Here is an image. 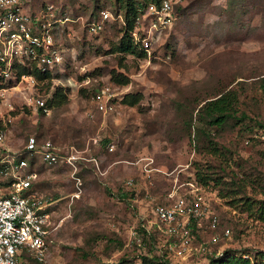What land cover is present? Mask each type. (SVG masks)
<instances>
[{
	"label": "rangeland",
	"instance_id": "1",
	"mask_svg": "<svg viewBox=\"0 0 264 264\" xmlns=\"http://www.w3.org/2000/svg\"><path fill=\"white\" fill-rule=\"evenodd\" d=\"M24 3L30 10L52 3L69 18L55 28L62 57L48 77L33 75L31 83L0 75L6 83L0 87L4 143L23 151L34 136L49 139L61 154L85 158L74 168L24 153L36 172L35 188L53 202L44 259L24 254L21 264H140L141 254L165 249L170 264H203L224 250L252 257L264 249V220L246 200L264 199V0H179L145 56L115 50L125 25L119 0ZM101 11L108 18L92 32L89 23ZM113 73L128 81L118 82ZM107 87L112 108L104 112L94 95ZM56 90L65 95L63 102ZM229 90L238 97L234 117L203 128L217 142L219 152L213 153L198 131V110ZM126 93L139 98L129 104ZM30 97L43 98L47 109L34 107ZM196 166L214 176L207 184L197 180L200 193L219 228L231 232L208 243L204 224L193 244L204 243L206 250L180 257L167 248L153 208L175 180L196 179ZM142 228L152 235L143 239Z\"/></svg>",
	"mask_w": 264,
	"mask_h": 264
},
{
	"label": "built area",
	"instance_id": "2",
	"mask_svg": "<svg viewBox=\"0 0 264 264\" xmlns=\"http://www.w3.org/2000/svg\"><path fill=\"white\" fill-rule=\"evenodd\" d=\"M179 0L149 2L141 10L132 36L146 51L155 33L171 23L174 9ZM107 11H101L98 19L89 23V30L99 31L108 18ZM52 3L27 9L24 0H0V75L16 76V65H35L46 71L58 64L62 54L55 42V28L68 20ZM21 78L35 82L33 74L21 73ZM107 88H100L94 95L97 107L106 112L112 105ZM29 103L43 110L47 109L41 97H30ZM6 131L0 124V264H21L24 254L43 260L51 232L50 213L45 210L49 200L41 195L34 185L36 172L29 169L24 153L35 154L47 165L64 162L76 168L80 157L70 151L61 154L49 139L41 142L29 136L23 151L5 145ZM109 150L113 144H109ZM91 160L97 165L94 157ZM78 182L79 177H76ZM132 184V179L126 180ZM155 222L166 234L167 248L175 255L187 257L206 250V245L193 244L192 224H205L208 243H217L230 235L228 227L219 228V219L205 202L200 185L193 178L184 182L174 181L162 202L153 208Z\"/></svg>",
	"mask_w": 264,
	"mask_h": 264
},
{
	"label": "trees",
	"instance_id": "3",
	"mask_svg": "<svg viewBox=\"0 0 264 264\" xmlns=\"http://www.w3.org/2000/svg\"><path fill=\"white\" fill-rule=\"evenodd\" d=\"M125 7L124 11V20L125 25L123 28L122 36L119 39L118 44H116L115 50L121 51L123 53H134L138 56H145L146 50L140 47L138 42H135L131 31L134 28L136 20L141 13V10L144 6L149 2H158L159 0H119ZM18 69L17 78H19L21 73L33 74L38 79H42L48 77L50 75L49 71H41L35 65L27 66V65H16ZM113 77L120 83H126L128 81L127 76L122 74L113 73ZM10 82V79L7 81ZM6 83L0 82V87L4 86ZM55 96L59 102H63L65 99V95L62 92H55ZM139 98V95L134 93H126L124 95V101L129 104L135 103ZM237 94L234 91H226L223 93H218L214 98L206 100L199 108L198 119L201 120L202 127L198 128L199 132L204 133L207 138L208 151H212L213 153L219 152V148L217 142L214 141L211 137H209L208 131L203 128H210L212 126L221 127L225 125L229 119L233 118L236 111V103H237ZM47 104V103H46ZM32 170V169H31ZM195 177L196 181H200L202 184H207L210 180L214 178V176L201 171V167H195ZM197 181V182H198ZM247 200L248 207L252 205L255 206V210L257 212V216L259 219L264 220V199L257 200ZM162 202V201H161ZM219 225V222H218ZM199 226L195 223L192 224V232L194 236H197V231ZM143 239H145V235L151 236V231H146L145 229H141ZM209 230L207 229V233ZM195 241V237L193 242ZM167 249H165L160 255L155 253H145L140 255L141 263L140 264H170L166 259ZM123 259H121L122 261ZM120 261V262H121ZM119 264H125L124 262ZM203 264H264V249H258L253 256L250 255L244 256L240 253L231 252L229 250H224L219 255H211L209 257L208 263Z\"/></svg>",
	"mask_w": 264,
	"mask_h": 264
},
{
	"label": "crops",
	"instance_id": "4",
	"mask_svg": "<svg viewBox=\"0 0 264 264\" xmlns=\"http://www.w3.org/2000/svg\"><path fill=\"white\" fill-rule=\"evenodd\" d=\"M38 191V190H37ZM39 192V191H38ZM40 193V192H39ZM41 195H43L42 193H40ZM44 196V195H43ZM52 202L53 201H49V204L48 205H46V207H45V210L46 211H48L49 212V208H50V206H51V204H52ZM50 213V212H49Z\"/></svg>",
	"mask_w": 264,
	"mask_h": 264
}]
</instances>
